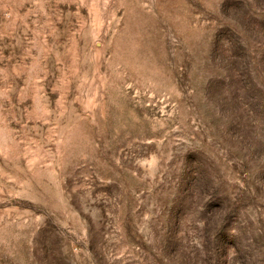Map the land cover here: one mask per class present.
Returning a JSON list of instances; mask_svg holds the SVG:
<instances>
[{
    "label": "rangeland",
    "instance_id": "rangeland-1",
    "mask_svg": "<svg viewBox=\"0 0 264 264\" xmlns=\"http://www.w3.org/2000/svg\"><path fill=\"white\" fill-rule=\"evenodd\" d=\"M0 264H264V0H0Z\"/></svg>",
    "mask_w": 264,
    "mask_h": 264
}]
</instances>
